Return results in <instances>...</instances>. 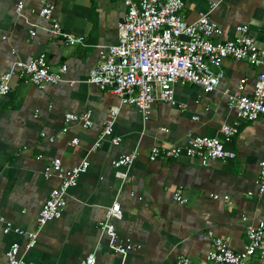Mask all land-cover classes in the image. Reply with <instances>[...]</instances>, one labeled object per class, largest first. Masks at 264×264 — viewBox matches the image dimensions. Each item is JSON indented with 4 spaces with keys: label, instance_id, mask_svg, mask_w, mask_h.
<instances>
[{
    "label": "crops",
    "instance_id": "1",
    "mask_svg": "<svg viewBox=\"0 0 264 264\" xmlns=\"http://www.w3.org/2000/svg\"><path fill=\"white\" fill-rule=\"evenodd\" d=\"M52 1L59 23L83 36L84 44L71 45L53 35L51 21L40 14L41 1L0 0V75L14 61H30L40 53L47 54L52 70L68 65L64 81L44 88L13 77L10 93L0 98V215L15 227L35 230L43 203L62 179L60 173L46 177V165L59 157L68 169L88 157L90 167L68 190L62 216L40 230L32 249L25 247L26 235L4 233L0 219V264H9L5 253L13 241L20 243L24 259L35 264H80L91 252L96 264H185L182 257L189 259L186 264H208L211 230L235 251L243 250L248 226L264 220V193L257 187L264 115L241 122L230 145L236 152L231 160L204 166L195 157L150 161L148 155L154 145H186L194 135H220L223 124L236 120L230 94L244 84V92L252 95L262 67L227 58L216 90L207 93L178 82L176 103L157 100L144 119L137 107L121 105L111 91L85 81L101 59L99 48L119 43L124 0ZM20 2L24 8L18 14ZM182 14L188 22L207 14L222 28L216 41L233 38L236 26L247 24L264 47V0H184ZM114 106L119 111L113 136L122 141L114 144L107 136L92 150ZM87 110L92 111L91 127L65 120L66 113ZM133 151L138 156L132 165L113 166L115 158ZM176 192L188 202L177 201ZM115 202L122 209V216L112 219L119 237L139 246L127 256L111 251L100 229ZM246 264H264V258L255 255Z\"/></svg>",
    "mask_w": 264,
    "mask_h": 264
},
{
    "label": "built area",
    "instance_id": "2",
    "mask_svg": "<svg viewBox=\"0 0 264 264\" xmlns=\"http://www.w3.org/2000/svg\"><path fill=\"white\" fill-rule=\"evenodd\" d=\"M42 2L40 14L50 20L53 35L63 37L69 44H84V37L64 29L54 14L55 4L52 0ZM127 7L123 19L118 23L119 43L100 47L101 59L91 69L87 83L96 85L101 90L111 91L118 96L121 105L137 107L144 119L151 114L155 101L175 104L174 86L176 83H190L202 87L205 92L216 90L223 76V62L227 58L246 60L256 67H262L257 74L256 87L252 95L244 92V84L234 94L230 90L229 106L236 110V120L221 126L220 135H194L186 145H154L149 150V160L179 159L183 156L198 158L202 165L208 166L211 161H228L236 157L230 147L233 138L238 134L242 121H254L264 115V47L250 32L247 24L236 26V35L228 40L216 41L222 28L211 20L207 14H201L193 22L184 19L182 9L184 0H124ZM24 3L17 5L16 11L22 13ZM34 35L35 31L31 30ZM211 66L219 69L215 72ZM68 65L52 70L46 53H40L30 61L16 60L0 75V98L10 93L13 77L24 79L44 88L47 84L64 81ZM76 81H71L73 84ZM119 107L114 106L105 122L102 135L92 147L95 150L102 138L112 136V142L119 144L121 136H113L114 123ZM67 122L78 121L85 127L93 124L92 111L83 113H66ZM68 130L67 127L63 132ZM166 130V129H164ZM45 135V133H42ZM54 140V137L50 138ZM78 143V138L72 140ZM138 156L137 151L120 155L112 161L115 168L129 167ZM260 173L257 179L259 193H264V160L260 161ZM90 167L88 157L80 163L65 169L62 159L55 157L45 167V176L53 173L62 175L58 186L53 187L43 203L35 230H24L15 227L0 215L4 223V233L15 232L27 236L26 249L30 250L38 242L40 230L51 220L60 218L67 205V193L78 185L80 176ZM252 194V192H250ZM174 198L180 203L188 199L176 192ZM1 214V211H0ZM122 216L121 204L115 202L108 209L107 217L100 223L102 233L108 239L111 251L122 256L139 248L131 239H121L113 218ZM212 239L207 253L208 264H246L253 256L264 258V220L247 229L248 242L241 251H235L229 242L209 231ZM21 245L13 241L6 250L9 264H35L24 259L20 254ZM96 254H87L80 264H96ZM183 263L189 259L182 257Z\"/></svg>",
    "mask_w": 264,
    "mask_h": 264
}]
</instances>
